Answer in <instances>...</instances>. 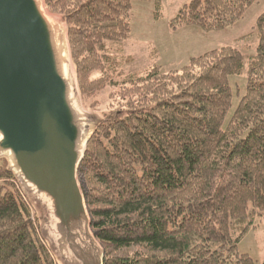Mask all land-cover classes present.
<instances>
[{
  "label": "trees",
  "instance_id": "obj_1",
  "mask_svg": "<svg viewBox=\"0 0 264 264\" xmlns=\"http://www.w3.org/2000/svg\"><path fill=\"white\" fill-rule=\"evenodd\" d=\"M147 1L45 0L67 20L84 105L104 118L78 170L103 264H255L237 244L255 219L264 224V12L253 54L224 46L179 70L124 73L132 59L118 60L109 43L129 37L132 3ZM257 1L189 0L169 26L222 31ZM244 72L223 128L229 78ZM0 264H57L4 160Z\"/></svg>",
  "mask_w": 264,
  "mask_h": 264
},
{
  "label": "water",
  "instance_id": "obj_2",
  "mask_svg": "<svg viewBox=\"0 0 264 264\" xmlns=\"http://www.w3.org/2000/svg\"><path fill=\"white\" fill-rule=\"evenodd\" d=\"M104 118L83 104L64 16L0 0V160L57 264H103L78 179Z\"/></svg>",
  "mask_w": 264,
  "mask_h": 264
},
{
  "label": "rangeland",
  "instance_id": "obj_3",
  "mask_svg": "<svg viewBox=\"0 0 264 264\" xmlns=\"http://www.w3.org/2000/svg\"><path fill=\"white\" fill-rule=\"evenodd\" d=\"M188 3L189 0H160L159 9L155 0L132 3L129 37L119 44L109 43V53L118 60L132 59L131 62L121 65L124 73L142 72L151 66H160L163 73L179 70L188 64L190 58L224 46L235 47L248 55L255 52L258 39L256 34L251 33H254L257 18L264 12V0H258L246 11L241 20L222 31L205 33L196 27L172 30L169 22ZM229 83L233 97L223 128L245 94V72L230 77ZM104 97L105 94L101 95L100 100L103 101ZM104 106L102 109H105ZM88 111L102 116L101 111ZM237 250L240 254L248 255L255 264L264 263L262 220L255 219L254 228L238 242Z\"/></svg>",
  "mask_w": 264,
  "mask_h": 264
}]
</instances>
